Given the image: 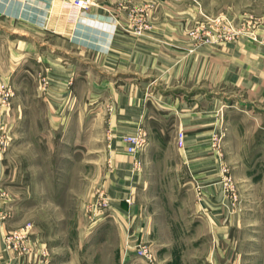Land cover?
<instances>
[{"label":"rangeland","instance_id":"obj_1","mask_svg":"<svg viewBox=\"0 0 264 264\" xmlns=\"http://www.w3.org/2000/svg\"><path fill=\"white\" fill-rule=\"evenodd\" d=\"M77 1L0 0V259L264 264V0L102 5L125 49L204 55L203 99L189 106L206 110L200 144L188 149V130L163 125L152 138L164 147L152 150L143 122L115 133L105 84L179 96L168 83L180 75L90 67L75 36L99 0L84 10ZM188 91L191 104L196 86ZM135 132L145 144L131 155L124 137ZM213 183L222 197L205 203L202 187ZM216 206L220 223L208 213Z\"/></svg>","mask_w":264,"mask_h":264},{"label":"crops","instance_id":"obj_2","mask_svg":"<svg viewBox=\"0 0 264 264\" xmlns=\"http://www.w3.org/2000/svg\"><path fill=\"white\" fill-rule=\"evenodd\" d=\"M104 4L109 5V2L107 0L106 2L99 0L98 5L91 9V15H95L96 18L90 19V26L87 25V27L85 25V28H87L86 34L84 36L81 34L75 36V39H78L77 42L84 41L85 43L84 49L79 54H84V59L90 64V67H99L102 71H106L107 74L115 73L117 75L122 73L126 75L129 72L126 70L139 71L142 69L143 71L157 67L167 70V72L172 71L173 76L180 75L181 77L175 79L174 83L173 81L168 83L170 89L174 90L179 87L181 91L179 96H174L171 92L169 95L157 96L153 92H146V89L138 82L122 83L123 85L120 86L122 89H118L120 87L117 85L112 88L113 90H111V87H113L112 83H106L105 88L110 97L113 98V103H115V133H120L123 127L127 128L143 122L150 135L145 150L161 149L164 145L157 143L152 138V135L161 126L168 125L173 127L172 133L182 128L185 131L188 130L184 135L185 146L188 149L189 147L198 146L201 139L200 135L204 134V132L194 129L204 125L201 123L205 120L206 110L199 111L197 109L194 111L189 106L199 107L203 99V92H199L202 84L199 83L200 80L198 79V73L204 67V57H201L204 56L203 53L197 52L194 56L188 54L187 49H125L123 38L118 35L117 30L114 34L111 32V23L107 21L112 19L108 14L103 13L101 8ZM8 7L5 4L4 11H7ZM101 19L103 20L101 21ZM124 75L123 77H126ZM111 77L113 78V76ZM190 81L193 82L191 86H189ZM195 86L197 92L195 99L190 104L187 98L188 90ZM211 107L213 108V105ZM161 110L164 111L161 112ZM166 148H170V145L166 146ZM202 189L201 193L206 198L204 200L205 203L208 202L207 198L209 197H213L214 204L222 197V191L217 184H208L203 186ZM208 213L214 214L216 221L220 223L218 218L220 212L217 206ZM6 258L7 254L3 252L0 264H9ZM10 264H14L13 259H10Z\"/></svg>","mask_w":264,"mask_h":264},{"label":"built area","instance_id":"obj_3","mask_svg":"<svg viewBox=\"0 0 264 264\" xmlns=\"http://www.w3.org/2000/svg\"><path fill=\"white\" fill-rule=\"evenodd\" d=\"M81 2H82V5H81ZM76 5H78L77 7L80 9H83V8L85 9V7L87 6L85 0H78L76 2ZM114 29H115V24L111 22V30H114ZM136 133L137 132L124 137V141H125L124 144L126 145V152L131 155L135 154L145 144L144 134L143 133L136 134ZM179 140L180 141L182 140V136L180 137Z\"/></svg>","mask_w":264,"mask_h":264}]
</instances>
